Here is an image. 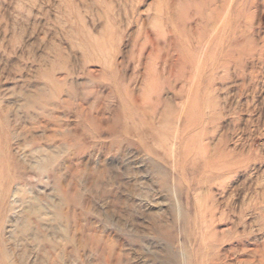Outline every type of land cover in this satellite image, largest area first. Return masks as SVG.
Returning a JSON list of instances; mask_svg holds the SVG:
<instances>
[{
  "label": "rangeland",
  "instance_id": "obj_1",
  "mask_svg": "<svg viewBox=\"0 0 264 264\" xmlns=\"http://www.w3.org/2000/svg\"><path fill=\"white\" fill-rule=\"evenodd\" d=\"M0 264H264V0H0Z\"/></svg>",
  "mask_w": 264,
  "mask_h": 264
},
{
  "label": "bare ground",
  "instance_id": "obj_2",
  "mask_svg": "<svg viewBox=\"0 0 264 264\" xmlns=\"http://www.w3.org/2000/svg\"><path fill=\"white\" fill-rule=\"evenodd\" d=\"M37 101V100H36ZM44 102V101H43ZM34 103L36 104V102L34 101ZM38 104V103H37ZM43 104V103H42ZM39 105H40V103H39ZM44 105V104H43ZM42 106V105H41ZM43 107V106H42ZM42 107H41V109H42ZM45 107V106H44ZM43 110V109H42ZM41 112V111H40ZM43 114H44V112H43ZM34 140V139H33ZM39 149V148H38ZM35 150V149H34ZM47 150V149H46ZM45 150V151H46ZM36 151V150H35ZM33 152V155H32V157H37V158H39L40 160H39V162H38V164H36V166H37V168H38V170L39 171H41V172H43L45 169H46V167H47V165H48V156H46V154L44 153L45 151H44V149L43 148H41V152L42 153H36V152ZM38 151V150H37ZM44 151V152H43ZM47 151H49V150H47ZM39 152V151H38ZM50 157V156H49ZM51 157H52V155H51ZM56 157V156H55ZM56 159V158H55ZM34 160H36V159H34ZM32 162V161H31ZM45 172V171H44ZM32 200V199H31ZM43 210V207H42V204L40 203L39 204V202H36L35 204H33V205H31V206H29L28 208H23V218H22V221H21V223L19 224V226H20V229H21V231H27V230H34V228H32V226H31V218H30V214L31 213H36V212H39L40 213V211H42ZM33 215V214H32ZM31 220V221H30ZM35 226V225H34ZM41 226H43V224H41ZM40 227V226H39ZM38 226H37V230H38V228H39ZM40 228H42V227H40ZM39 232V234L38 233H34V231H33V233H32V236H33V239H34V241H38V242H40V241H45V234H43V232H40V231H38ZM31 233V232H30ZM22 235V234H21ZM40 246V245H39Z\"/></svg>",
  "mask_w": 264,
  "mask_h": 264
}]
</instances>
